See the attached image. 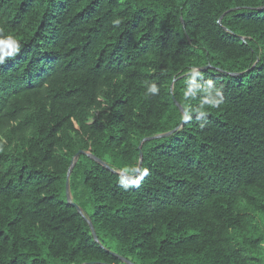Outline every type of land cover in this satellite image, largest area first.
Here are the masks:
<instances>
[{"label": "trees", "instance_id": "obj_1", "mask_svg": "<svg viewBox=\"0 0 264 264\" xmlns=\"http://www.w3.org/2000/svg\"><path fill=\"white\" fill-rule=\"evenodd\" d=\"M262 7L0 0V264H264Z\"/></svg>", "mask_w": 264, "mask_h": 264}, {"label": "water", "instance_id": "obj_2", "mask_svg": "<svg viewBox=\"0 0 264 264\" xmlns=\"http://www.w3.org/2000/svg\"><path fill=\"white\" fill-rule=\"evenodd\" d=\"M252 10H254V11H262V10H264V7L259 8V9H252ZM232 11H233V10H230V11L227 12L226 14H228V13H230V12H232ZM226 14H225V15H226ZM225 15H223V16L220 18V20H219V25H222V21H223ZM209 69H210V66H208V67H206V68H204V69H196V70H194V71H193L192 73H190V74H194V73H196V72H198V71H201V70H205V71H207V70H209ZM188 75H189V74H188ZM227 75L232 76V77H238V76H240V74H230V73H227ZM182 78H183V77H182ZM174 83H175V81H174ZM173 91H174V84L172 85V88H171L173 101H174V103L177 105V107L179 108V110L185 115V111H184V109L182 108V106L178 103V101L176 100V98H175V96H174V94H173ZM184 122H185V121H183L182 124H181V126H180L179 128H177L176 130H174V131H171V132L166 133V134H161V135H157V136H154V137H150V138H145V139L142 141V143H141V145H140V147H139V150H140V164H139V168H138V171H137L136 175H135V176L123 175V177H125L126 179H136V178L140 175V172H141V169H142V165H143V161H144V159H143V158H144V155H143V152H142V146L144 145V143H146V142H150V141H154V140H157V139L168 138V137L174 135L176 132H178V131L182 128V126L184 125ZM81 154H84V152H79V153L76 155V157L74 158V160H73L72 168L69 170V173H68V175H67V183H66V187H67V199H68V202H69L70 204H72V205L77 209V211H78L81 215L84 216V214H83L81 208H80L77 204L72 203V200H71V192H70V175H71V172H72V170H73V166H74V164H75L77 158H78ZM87 156L90 157L92 160H94L96 163L101 164V165H104V166H106L107 168H109V167H108V166H107L102 160L98 159V158L95 157L94 155H92V154H87ZM109 169H110V168H109ZM111 170H112V169H111ZM112 171L115 172L114 170H112ZM88 223H89V225H90V227H91V230H92L93 236H94V238H95V241H96L97 243L100 244V241H99V238H98V236H97V234H96V232H95L94 226L92 225V223H91L89 220H88ZM111 253H112V252H111ZM112 255L118 257V258L121 259L122 261H126V262H128L126 259H124V258L118 256V255L115 254V253H112ZM129 263H130V262H129Z\"/></svg>", "mask_w": 264, "mask_h": 264}, {"label": "clouds", "instance_id": "obj_3", "mask_svg": "<svg viewBox=\"0 0 264 264\" xmlns=\"http://www.w3.org/2000/svg\"><path fill=\"white\" fill-rule=\"evenodd\" d=\"M117 23H119V22L117 21ZM12 47H13V46H12ZM18 50H19L18 47H13V52H17ZM6 54H7V55H12L13 53H12V52H9V53H6ZM2 62H3V57L0 56V63H2ZM150 90H151L152 92H155V91H156L155 87H153V88L150 89ZM216 95H217V96H220L221 93H220L219 91H217ZM218 104H219V101H218V100L213 102V106H216V105H218ZM200 115H204V113L201 112ZM144 174H145V175L147 174V170H144Z\"/></svg>", "mask_w": 264, "mask_h": 264}, {"label": "rangeland", "instance_id": "obj_4", "mask_svg": "<svg viewBox=\"0 0 264 264\" xmlns=\"http://www.w3.org/2000/svg\"><path fill=\"white\" fill-rule=\"evenodd\" d=\"M89 213V212H88ZM108 246H110L114 251H117V247L109 244V243H106ZM121 264H133V263H129V262H126V261H123Z\"/></svg>", "mask_w": 264, "mask_h": 264}, {"label": "snow or ice", "instance_id": "obj_5", "mask_svg": "<svg viewBox=\"0 0 264 264\" xmlns=\"http://www.w3.org/2000/svg\"><path fill=\"white\" fill-rule=\"evenodd\" d=\"M12 46L13 45L11 43L5 45L6 48H11Z\"/></svg>", "mask_w": 264, "mask_h": 264}]
</instances>
